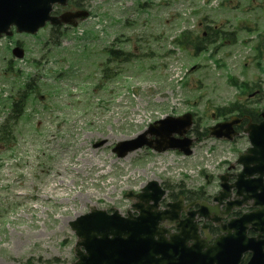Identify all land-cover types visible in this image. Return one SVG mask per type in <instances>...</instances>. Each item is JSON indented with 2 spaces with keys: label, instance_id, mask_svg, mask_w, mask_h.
<instances>
[{
  "label": "rangeland",
  "instance_id": "1",
  "mask_svg": "<svg viewBox=\"0 0 264 264\" xmlns=\"http://www.w3.org/2000/svg\"><path fill=\"white\" fill-rule=\"evenodd\" d=\"M201 1L86 0L89 18L57 36V47L43 46L50 28L39 36L14 34L0 40V124L9 111V97L28 76L41 80L39 94L13 129L14 145L0 143V264H71L76 238L68 223L89 207L124 214L131 203L124 194L138 193L151 180L214 187V177L248 146L243 136L231 148L205 138L187 158L175 151L140 149L118 159L111 152L118 141L134 138L165 116L193 113L198 121L190 135L195 138L221 119L211 117L216 108L231 102L264 106V97H248L227 80L231 76L264 87L254 50L264 38V14L246 9L239 15L258 24L250 34L243 31L244 23L234 26L230 17L220 19L224 30L238 29L236 43L209 57L210 48L194 56L192 46L177 49L173 38L183 29L200 34L193 27L203 14L218 22L217 12ZM260 1L241 3V8ZM223 2L220 13L228 10L230 0ZM17 40L26 56L13 60L8 72L12 58L7 50ZM110 48L135 58L108 63L116 75L102 81L105 50ZM262 55L258 66L264 68V51ZM99 140L105 143L93 148Z\"/></svg>",
  "mask_w": 264,
  "mask_h": 264
},
{
  "label": "water",
  "instance_id": "2",
  "mask_svg": "<svg viewBox=\"0 0 264 264\" xmlns=\"http://www.w3.org/2000/svg\"><path fill=\"white\" fill-rule=\"evenodd\" d=\"M66 1L0 0V35L3 33L10 35L8 29L11 25H14L18 32L35 33L47 20L52 24L71 23L67 18L73 16L62 17L60 21L49 17L53 4L63 5ZM81 17H86V14ZM16 55L21 57L19 52ZM190 119L189 114L180 118L166 117L150 126L137 139L117 144L113 151L118 157H123L128 152L147 145L158 152L167 148H177L189 155L191 140L172 139L171 135L176 133L182 136L191 124ZM233 124L238 123L230 121L218 124L209 129L210 135L230 139L231 133L235 134L232 130ZM244 132L247 134L250 147L237 160L243 169L234 187L238 195L243 192L250 193L251 196L248 198L264 204V190L260 189L261 193L257 194L259 187L250 179L254 174L259 175V179L264 175V123L247 125ZM147 133L158 137L159 140L146 139ZM101 144L102 142H98L94 147ZM220 179L223 189L219 192L217 200L226 199L229 195L227 191L230 186L225 184L226 177ZM149 190L152 193H149ZM163 194L156 182H149L137 196L139 202L133 205L137 216H132L128 212V217L122 218L117 212L107 215L104 211L92 208L90 213L69 223L77 237L75 254L78 261L75 264H237L240 255L247 250L253 253L248 264H264L259 250L244 236L248 224L263 231L264 219L261 218L263 209L222 224L221 217L216 215L215 209L203 204L197 210L198 217L218 224L220 231L225 233L224 236L215 238L213 244L208 245L206 240L210 236H207L206 240H201L197 236L196 228L192 226L191 218L179 221L176 225L179 232L175 234H169L163 226L158 227L160 221H176L179 215L177 204L168 205L169 209L158 211V201ZM240 204L241 201L233 202L223 214L229 213V209L234 205ZM210 214L214 216L210 217ZM165 234H168V238ZM81 247L84 253L81 252Z\"/></svg>",
  "mask_w": 264,
  "mask_h": 264
},
{
  "label": "trees",
  "instance_id": "3",
  "mask_svg": "<svg viewBox=\"0 0 264 264\" xmlns=\"http://www.w3.org/2000/svg\"><path fill=\"white\" fill-rule=\"evenodd\" d=\"M30 86H28V90L31 89L32 87V84H29ZM27 100V93L26 92H23L19 95V99L13 103L11 109V115L9 116V119L5 122V124L1 127V131H5L7 129V132L9 131V120H15L17 119L21 114H22V111H23V108H24V103L26 102Z\"/></svg>",
  "mask_w": 264,
  "mask_h": 264
},
{
  "label": "flooded vegetation",
  "instance_id": "4",
  "mask_svg": "<svg viewBox=\"0 0 264 264\" xmlns=\"http://www.w3.org/2000/svg\"><path fill=\"white\" fill-rule=\"evenodd\" d=\"M81 8H78V5H77V3H71V4H69L68 5V8H67V10L68 11H77V10H80ZM263 184H264V182H263ZM189 203H191L189 200H188V198H187V200H185V202H184V204L185 205H188ZM195 208V207H194ZM194 208H190L189 210H192V209H194Z\"/></svg>",
  "mask_w": 264,
  "mask_h": 264
}]
</instances>
